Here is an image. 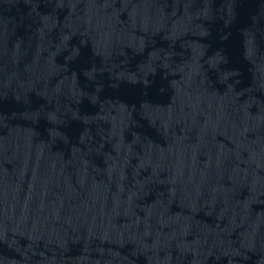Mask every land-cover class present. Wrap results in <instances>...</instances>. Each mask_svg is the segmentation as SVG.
Masks as SVG:
<instances>
[{
    "label": "water",
    "instance_id": "obj_1",
    "mask_svg": "<svg viewBox=\"0 0 264 264\" xmlns=\"http://www.w3.org/2000/svg\"><path fill=\"white\" fill-rule=\"evenodd\" d=\"M264 259V0H0V264Z\"/></svg>",
    "mask_w": 264,
    "mask_h": 264
}]
</instances>
